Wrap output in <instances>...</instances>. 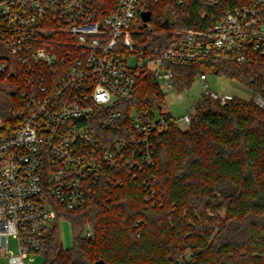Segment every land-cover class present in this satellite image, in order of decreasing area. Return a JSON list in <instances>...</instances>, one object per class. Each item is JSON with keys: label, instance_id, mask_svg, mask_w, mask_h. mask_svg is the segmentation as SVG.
<instances>
[{"label": "built area", "instance_id": "obj_1", "mask_svg": "<svg viewBox=\"0 0 264 264\" xmlns=\"http://www.w3.org/2000/svg\"><path fill=\"white\" fill-rule=\"evenodd\" d=\"M186 1L0 0V81L20 88L24 105L20 121L0 119V256L10 264L40 254L56 208H86L104 180L122 186L123 178H142L148 189L153 134L171 124L187 129L194 114L177 118L165 107L149 122L135 115L128 103L148 69L163 94L175 92L169 67L264 58V0H204L208 8L192 27L181 22ZM153 8L165 14L162 30ZM145 34L171 40L144 53L137 45ZM208 76H199L203 95L221 105L233 98L209 90ZM255 101L264 108L258 94Z\"/></svg>", "mask_w": 264, "mask_h": 264}, {"label": "trees", "instance_id": "obj_2", "mask_svg": "<svg viewBox=\"0 0 264 264\" xmlns=\"http://www.w3.org/2000/svg\"><path fill=\"white\" fill-rule=\"evenodd\" d=\"M207 8L204 0H187L182 25L194 26ZM164 15L153 8L157 30ZM170 40L140 35L137 50L165 49ZM169 68L179 95L198 76L215 75L245 84L264 101V58L252 66L201 60ZM19 91L9 93L0 113L9 125L22 119ZM128 107L148 122L153 109L166 107L149 69ZM193 110L187 129L171 124L153 134L148 189L142 178H123L122 186L104 180L100 197L86 208H56V223L41 243L45 264H264V108L254 99L233 97L221 105L202 95ZM152 191L154 198L146 201ZM60 221L71 227L69 248Z\"/></svg>", "mask_w": 264, "mask_h": 264}, {"label": "rangeland", "instance_id": "obj_3", "mask_svg": "<svg viewBox=\"0 0 264 264\" xmlns=\"http://www.w3.org/2000/svg\"><path fill=\"white\" fill-rule=\"evenodd\" d=\"M155 12L160 10L154 9ZM209 90L216 92L220 97L225 95H230L232 97H240L246 100L254 99L256 96L250 91L245 84L232 81L226 77H220L215 75L208 76ZM15 90L13 84L9 81H0V113L3 106L9 101V93ZM204 82L200 80L198 76L189 90L184 91L182 94H177V92L163 93L165 99V106L168 111L175 117H182L188 112L193 111V105L198 99L204 94ZM135 115L138 116L137 109L133 107ZM155 113L158 116V111ZM61 238L63 245L69 248L72 245V233L71 227L68 222H59ZM10 251L17 255L19 254V249L16 244V240L11 238ZM189 257V254H188ZM0 264H10L9 256L1 257ZM25 264H45V256L42 254H36L31 256L25 261Z\"/></svg>", "mask_w": 264, "mask_h": 264}, {"label": "water", "instance_id": "obj_4", "mask_svg": "<svg viewBox=\"0 0 264 264\" xmlns=\"http://www.w3.org/2000/svg\"><path fill=\"white\" fill-rule=\"evenodd\" d=\"M150 18H151L150 13L146 12V13L143 14V20H144L145 23L150 21ZM99 264H102V263H99Z\"/></svg>", "mask_w": 264, "mask_h": 264}]
</instances>
